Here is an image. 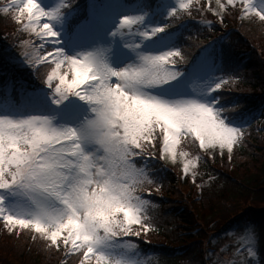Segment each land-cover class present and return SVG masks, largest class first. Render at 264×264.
Returning <instances> with one entry per match:
<instances>
[{"label": "snow or ice", "instance_id": "6c2138e0", "mask_svg": "<svg viewBox=\"0 0 264 264\" xmlns=\"http://www.w3.org/2000/svg\"><path fill=\"white\" fill-rule=\"evenodd\" d=\"M0 11L17 26L10 60L39 81L0 80V225L28 230L60 264H150L135 238L157 230L160 172L179 163L204 190L215 178L201 160L232 162L257 115L226 95L241 77L200 37L233 14L264 27V0H5ZM234 231L227 258L223 246L206 255L259 264L264 228Z\"/></svg>", "mask_w": 264, "mask_h": 264}, {"label": "trees", "instance_id": "16d2710c", "mask_svg": "<svg viewBox=\"0 0 264 264\" xmlns=\"http://www.w3.org/2000/svg\"><path fill=\"white\" fill-rule=\"evenodd\" d=\"M78 2L82 7L87 5L86 0H78ZM194 25L195 21L189 27ZM224 25L226 27L222 28L216 24L214 30L206 32L205 35L200 37V40H217L226 31H234V34L233 31L231 32V35H233L227 41L219 42V45L224 48L223 53L228 67L241 77L237 85H233L231 90L226 92V95L230 98L237 97L244 109L257 115L251 127V134L246 138L244 145L234 154V159L237 156L239 158L243 157L241 163L236 159L228 162L226 156L224 159L217 156L214 161L208 160L205 163L202 160L203 162L200 164L201 167L211 168L216 175L220 176L210 186H207L210 192L218 191L220 187H222V190L229 187H226L221 180H227L228 174L226 171L232 166L235 167V164V169L242 174V180L237 178L234 183L242 188L243 192H247L244 202L242 199L238 200L237 196H234L236 194L231 190L228 192V195L231 196L230 199H221L222 202L217 210L218 220L226 218L227 215L230 217L218 227V233L230 229L229 224L236 220L249 221L258 228H264V198H260L261 194L264 193V125L260 124V121L264 120V116L259 115L261 110L264 109V27L256 23L242 22L236 19L235 14L228 16ZM15 30L16 27L13 22L9 18L0 15V45L5 42L12 45V33ZM0 69L3 71V74H0V80L10 77L16 80L39 82L32 78L30 70L14 69L8 65L2 49H0ZM186 147L189 151H195L190 145H186ZM212 163L219 166V168L214 167ZM169 165L176 171L168 172L163 169L160 172L164 182L159 193H163L165 197L155 194L156 192L152 193V198L158 203L157 209L159 211L154 213L157 230L155 233L152 232L151 235L154 239L166 240L172 246H158L141 238L135 239L140 240L141 247L145 252L154 254L147 256V262H150V264H203L204 240L203 237H200L201 229L195 228L196 223L202 224V219L196 217L198 214L195 213L194 207L192 209H190V206L187 208L186 203L189 201V196L183 194L182 190L175 186L177 178L175 172L180 171L179 163L175 165L169 163ZM155 167H160V162L156 163ZM170 170L172 169L170 168ZM198 179L200 180V177ZM246 179L251 181H246ZM188 183V180H186V185ZM214 183L219 186L212 188ZM191 190H193L191 194L195 196H193L191 203H195L197 195L194 189ZM32 240L29 232H24L23 237H17L14 232L7 240L0 239V264H60L63 259L62 253L55 249L50 250L45 246L41 251H36L37 249L33 248L35 244L31 246L34 242ZM180 243H182V246H180ZM260 247L262 248L261 255H264V234L261 235ZM38 255L41 257L40 259H38ZM68 264H75V258H71ZM259 264H264V259H259Z\"/></svg>", "mask_w": 264, "mask_h": 264}, {"label": "rangeland", "instance_id": "374dc122", "mask_svg": "<svg viewBox=\"0 0 264 264\" xmlns=\"http://www.w3.org/2000/svg\"><path fill=\"white\" fill-rule=\"evenodd\" d=\"M4 3H5V0H0V5H3ZM0 15L2 17H7V18H9L11 20L9 14H5L2 11H0ZM13 25H15V27H17L15 23H13ZM217 25L219 27H226L225 25H220V24H217ZM235 27H236V24H235ZM0 47H1L0 49H2V51H4L6 53V55H7L6 59L8 61H10V62H12V61L10 60L9 57L12 56V55H17L18 54V50L14 47L13 44L10 45V44H6V42H5V43L1 44ZM251 132L252 131L250 129L249 130V135L251 134ZM242 158H239L237 156L235 159H236V161L241 163L242 162ZM202 162L203 161L201 160L200 164ZM211 162H213V161H211ZM200 164L198 165V173L199 174H203V173L208 171L207 173H210L215 178V180H217L216 178L220 177L219 175H216L215 172L211 168L207 169V168H205V166L201 167ZM213 165H214V167L219 168V166H217L215 164H213ZM167 166L172 169L171 172L176 171L169 164ZM235 167H236V164H235ZM235 167L232 166V168H230L228 171L225 170L227 172V174H228V178H227L228 181L227 180L225 181V179L221 180V182L225 183L226 187L227 186H229V187L226 190H222L221 189L222 187H220V188L218 187L219 188L218 191H211V192H210V190H208V187H207L208 185L205 186L204 190H200V189H198L195 186V184L192 183L190 178H188V177L181 178V172L180 171L177 172V173L175 172V174L177 176L176 185L175 186L179 187L182 190L183 194L185 193L186 196L187 195L189 196L188 197L189 201H188V203H186L187 208L189 206H190V209H192L194 207L195 213L198 214V215H196V217H201V219H202L201 220L202 224H197L196 223L195 228H200L201 229L200 237H203L204 244L206 245V247H208L207 248V252L215 253L214 251L211 252L210 249L218 250V249H220L223 246V247H225L227 249V251H225L223 253V256L226 257V258L228 257V252L231 250L230 246H235L236 245L237 236L240 234L238 231H234V230H239V229L242 228V226H238L237 228L233 229L231 232H229L227 234V236H228L227 239H223L221 241V237H218L217 235H214V234L217 233L218 227H220L226 221V219H228V217H230V216L227 215L226 218L224 217V218H221L220 220H218L217 210L219 209L220 204L222 202L221 199H227V198L230 199L231 196L228 195L229 190L233 191V193L236 194L234 196H237L238 200L239 199H242V201L245 200L246 199L245 196L247 195V192H245V191L243 192L242 188H240L236 183H234L235 179H237V178L238 179L241 178V180H242V174L239 173L235 169ZM198 177H200V176L198 175ZM173 178H174V176H173ZM203 179L206 180L207 176L206 175L203 176ZM186 180H188V182H189L188 185L189 186L186 185ZM199 181L200 180L197 178V183H199ZM246 181H251V180H247L246 179ZM217 186H219V185L217 183H214V186L212 188H216ZM191 189H194V192H196V195H197V197L195 199V203H193V202L191 203V201L193 199V196H194V195L191 194V192L193 193V190H191ZM220 190H222V191H220ZM155 194H159V196L165 197L163 193H155ZM260 198H264V193L261 194ZM249 202H251V201L249 200ZM158 211H159V209H156V210H154V213L155 212L157 213ZM24 232H29V231L28 230H20V234L17 235V237H20V236L23 237ZM152 232L155 233L156 230L150 231L149 235L146 238H144L143 240L153 242L154 244H157V245H162V244H164L166 242V240H164V239H160V240L159 239H154L152 237V235H151ZM205 232H206V234H205ZM204 234H205V236H204ZM10 235L11 234H9L7 232V230L2 225H0V239H2V240L6 239L7 240V238H9ZM31 236H32V234H31ZM198 237H199V235H198ZM219 238H220V240H218ZM32 241H34V240H32ZM32 245H34L33 248L37 249L36 251H38V250L41 251L43 249L44 242L42 240L38 239V240H35L33 242V244H31V246ZM214 257H215V260H216V256H214ZM40 258L41 257H39V255H38V259H40ZM215 260H214V262H212V261L211 262L208 261V262L210 264H212V263L215 264Z\"/></svg>", "mask_w": 264, "mask_h": 264}]
</instances>
